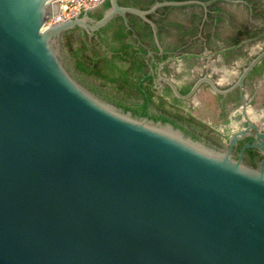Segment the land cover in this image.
<instances>
[{"label": "water", "instance_id": "water-1", "mask_svg": "<svg viewBox=\"0 0 264 264\" xmlns=\"http://www.w3.org/2000/svg\"><path fill=\"white\" fill-rule=\"evenodd\" d=\"M150 8L0 0V264H264V157L123 108L69 68L65 30ZM66 7V5H65ZM264 55L245 68L238 83ZM204 79L220 92L209 77ZM259 142L247 143L264 153ZM239 137L232 135L230 142Z\"/></svg>", "mask_w": 264, "mask_h": 264}, {"label": "flooded vegetation", "instance_id": "flooded-vegetation-1", "mask_svg": "<svg viewBox=\"0 0 264 264\" xmlns=\"http://www.w3.org/2000/svg\"><path fill=\"white\" fill-rule=\"evenodd\" d=\"M208 1L211 0L166 4L182 5V8L170 13L172 17L179 14L190 18L193 12L202 14L198 24L169 26V33L163 32L166 40L160 39L158 26L155 32L152 25L154 42L151 45L135 40V33L127 37L133 41L142 59L139 63L144 72L141 81L151 85L155 101L159 103L163 97L167 98V109L171 112H190L208 124V127L164 114L157 104L146 99L140 101V115L167 120L211 145L231 149L236 158L243 151L245 162L259 166L264 157L263 151L256 146H248L244 150L243 147L247 143L259 142L257 133L264 132V55L241 83L238 80L245 68L264 50V20L247 0H221L223 9L217 11L214 18H209ZM261 2L264 5V0ZM243 22L247 23L250 30L263 35L240 42L228 41L227 36L245 29ZM127 27L131 28V24ZM87 33L90 43L97 46L104 44V38L108 35L101 27L94 31L87 30ZM66 62L80 80L78 72ZM163 77L170 78L183 94L189 93L196 82L204 77L211 78L221 89L233 88L220 92L203 79L190 96L183 98L176 95L171 84ZM127 104L133 105L131 101H127ZM119 106L133 110L123 104ZM235 133L239 137L231 144L230 139ZM261 139L264 140V137Z\"/></svg>", "mask_w": 264, "mask_h": 264}, {"label": "trees", "instance_id": "trees-1", "mask_svg": "<svg viewBox=\"0 0 264 264\" xmlns=\"http://www.w3.org/2000/svg\"><path fill=\"white\" fill-rule=\"evenodd\" d=\"M156 1L158 0H119L123 5L141 8H149ZM247 1L252 4L258 16L264 20V5H262L261 0ZM193 5L201 6L200 4ZM180 8L182 5H162L155 11L148 13V16L159 28L161 40H166L163 32L169 33V26L173 24L194 25L201 20L202 14L199 12H193L190 18L188 16L181 17L179 14L174 17L170 15L171 12ZM208 8L209 18H214L217 11L223 9V5L221 0H211L208 1ZM127 15L131 28L127 27L121 14H116L101 27L108 35L104 38V44L98 46L90 43L87 38V30L82 26L77 25L65 30L66 61L78 72L79 78L84 84L118 105L123 104L131 107L135 112L141 114L142 111L139 109L142 102L140 101L146 99L157 104L164 114H171L178 118L190 120L193 124L195 122L202 127H208V124L190 112H171L167 109V98L163 97L159 103L155 101V93L151 85L141 81L144 72L140 69L139 63L142 59L136 52L133 41L127 39L129 35L135 33V40H141L142 43L151 45V42H154L153 29L151 24L138 14L128 12ZM243 24L246 26L245 29L238 34L233 33L227 36L228 41L240 42L246 38L263 35V33L250 30L247 23L243 22ZM206 35L209 36L208 33ZM127 101H131L133 105L127 104Z\"/></svg>", "mask_w": 264, "mask_h": 264}, {"label": "built area", "instance_id": "built-area-1", "mask_svg": "<svg viewBox=\"0 0 264 264\" xmlns=\"http://www.w3.org/2000/svg\"><path fill=\"white\" fill-rule=\"evenodd\" d=\"M97 1L99 0H61L60 11L51 21L69 18L79 12L81 5L92 4Z\"/></svg>", "mask_w": 264, "mask_h": 264}]
</instances>
